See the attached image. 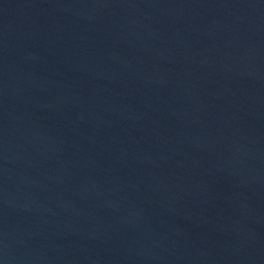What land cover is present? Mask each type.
<instances>
[{"label":"water","instance_id":"1","mask_svg":"<svg viewBox=\"0 0 264 264\" xmlns=\"http://www.w3.org/2000/svg\"><path fill=\"white\" fill-rule=\"evenodd\" d=\"M0 264H264V0H0Z\"/></svg>","mask_w":264,"mask_h":264}]
</instances>
